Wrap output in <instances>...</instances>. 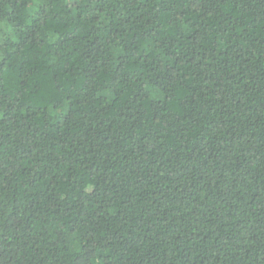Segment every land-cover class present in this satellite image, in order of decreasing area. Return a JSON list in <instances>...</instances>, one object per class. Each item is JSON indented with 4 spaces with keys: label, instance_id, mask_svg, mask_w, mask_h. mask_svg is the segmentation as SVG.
Listing matches in <instances>:
<instances>
[{
    "label": "trees",
    "instance_id": "obj_1",
    "mask_svg": "<svg viewBox=\"0 0 264 264\" xmlns=\"http://www.w3.org/2000/svg\"><path fill=\"white\" fill-rule=\"evenodd\" d=\"M0 264H264V0H0Z\"/></svg>",
    "mask_w": 264,
    "mask_h": 264
}]
</instances>
